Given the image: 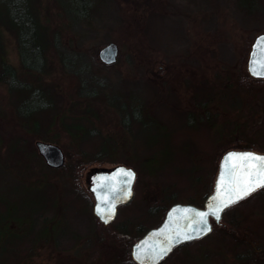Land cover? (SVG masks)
<instances>
[{
	"label": "rangeland",
	"instance_id": "374dc122",
	"mask_svg": "<svg viewBox=\"0 0 264 264\" xmlns=\"http://www.w3.org/2000/svg\"><path fill=\"white\" fill-rule=\"evenodd\" d=\"M32 3L51 36L44 72L22 67L15 31L0 21V53L20 78L11 91L0 69V264L16 253L1 254L8 228L29 233L17 264H130L115 235L141 234L143 220L153 224L177 194L202 204L226 149L264 147V80L244 81L252 38L264 32V0H90L85 22L58 0ZM158 14L166 15L161 27L151 19ZM109 41L119 45L113 64L98 57ZM59 51L84 54L66 61L80 71L90 64L85 72L108 85L86 95L91 88ZM48 101L52 106L43 107ZM38 140L59 144L68 167L51 169ZM87 153L94 156L79 159ZM118 163L138 170L134 197L104 226L90 205V175ZM67 177L89 202L85 212L70 203L71 217L62 215ZM242 203L192 248L201 252L196 264H264V189ZM41 225L50 233L32 238ZM183 251L162 264H188Z\"/></svg>",
	"mask_w": 264,
	"mask_h": 264
},
{
	"label": "trees",
	"instance_id": "16d2710c",
	"mask_svg": "<svg viewBox=\"0 0 264 264\" xmlns=\"http://www.w3.org/2000/svg\"><path fill=\"white\" fill-rule=\"evenodd\" d=\"M58 1H59V4L61 5V7H63V9L71 17H76V18L82 19L84 22L90 21L91 11L88 8V2L90 0H58ZM69 2L74 3V5H73L74 10L72 12L70 11V8L68 5ZM33 3H32V0H0V21H4L6 24H8L10 27H12L13 30L15 31V34L17 37L16 40L18 41V49H19V54H20V59H21L20 61H21L22 67L26 68L29 71L35 70V71H39V72H44L46 69V66H47V59H46L47 58V56H46L47 52H46L45 48H47V45L51 43V36L48 32L47 27H45V25L40 20L38 12L35 9V4H33ZM168 13L169 12H167V10H166L165 14L167 16L169 15ZM94 15H92V16H94ZM166 15H159V14L157 16L154 15L151 19H156L157 20L156 21L157 27H161L160 22L162 20H165ZM78 28H80V27H78ZM0 37H2V30L1 29H0ZM53 43L54 44L58 43L57 38L55 41L53 40ZM59 52L62 54V55H60V57H61L60 59L63 61V63L67 67H71L74 71H76L79 74L82 86H86V87L88 86L89 88L92 89V90L87 89L85 91L87 93L86 95H88V94L89 95H92V94L98 95L99 90H101L105 85H108V80L106 78L96 77L94 74H91V72H89V71L85 72L86 70H90V64L86 70L80 71L77 68H75L73 63H71L70 61L69 62L66 61L67 57L71 56L72 54H74V55L76 54L77 57L78 56L84 57L85 56L84 54L78 53V52H67V53H65L63 51H59ZM0 59H1V61H0L1 74H2V76H4V77L7 76L9 78L8 82L10 84V89H11V91H15L16 90L15 89V83H16V81L20 80V78L17 75V71H16L17 69L7 62L3 53L2 54L0 53ZM249 75L244 80L248 84H250L253 81L260 80V79L253 78L252 76L250 77ZM242 80H243V78L241 79V81ZM97 82H99V87L94 85ZM46 90L48 91V94L50 96L53 95L50 92V90H48V89H46ZM46 106L48 108L51 107L52 102L48 101L47 103H45V105H43V107H46ZM30 110H32V108ZM36 124H38V123H36ZM78 126H79V128H81V125H78ZM254 143H255V141H254ZM249 147H250V149H255V150H259L261 152H264V147L262 145L257 146L256 144H253V147H251L250 145H249ZM17 149H18V147H17ZM227 150L228 149H226L225 151H227ZM80 156L81 157H79V159H82V161H84L86 159L85 157L94 156V153L91 154L90 156L88 155V153L82 154ZM84 163H86V162H84ZM78 164H81V162L75 163L73 165V168L76 169L75 166ZM66 167H68V162L64 163V165H62L61 167H50V168L51 169L52 168H59V169L64 170ZM66 179H67V182H65V183L68 184L69 191L67 190V192H65L66 193L65 198L66 199L69 198V199L65 200V202H63V205H64L63 211L64 212L62 213V215L64 217H71L70 216L71 210H68L70 207H72V206L69 207L70 203L71 204H72V202L78 203V209L77 210L85 212V207H86V205H88V207H89V202H88V199L85 198L84 196L81 197V194H83L82 191L84 188L79 187L78 184L76 186L74 179H70L69 177H67ZM79 185H81V184H79ZM75 186H76V188H75ZM89 192H90V189H89ZM258 192H255L250 197L258 194ZM91 194H92V192H91ZM88 197L90 198L89 195H88ZM175 198L176 199L173 200L170 197L168 201H165V203H163L162 207L159 208V209H161L162 214H157V215L153 216L155 218L154 219L155 221L153 222V224L147 225V223H149L151 221L150 219L149 220L148 219L143 220V227L141 228V231H142L141 234H138L136 236L131 235V234L129 235L126 231L122 230L121 233H118V235H115V240L117 242L122 243L124 245V247L127 246V250H126V252H124L126 262H128L130 264L131 263L132 264H138L133 260L132 254L130 252L132 244L143 233H145L147 231V229L157 225L162 220V218L164 217L165 211L167 210L168 207H170V205L172 203L177 202V201H185V200H183L185 198L183 197L182 193L177 194L175 196ZM249 198H247L246 200H248ZM90 200H91V198H90ZM190 201H192V200H190ZM242 202L238 203V205H235L234 207L239 206L240 204H243ZM126 204H123L120 206V209L118 210L119 211L118 216H122L121 210L124 209V207H127L129 205V204H127V205ZM90 205H93V202ZM234 207H231V209ZM231 209H228V210H231ZM148 210H149V212H152L155 209L153 208V206H151V208ZM256 213H258V212H255V213L253 212L252 214H250V216L252 217V216H254L253 214H256ZM159 217H162V218L160 219ZM225 218L227 221L228 217L224 216V219ZM158 219H160V220H158ZM90 220H91V218L89 219V221ZM114 221H112V222H114ZM100 222H102V221H100ZM228 222H230V221H227V223ZM232 223L234 224L235 222H232ZM103 224H104V226L109 225V224H105V223H103ZM222 230L227 232L225 234L227 235V237L229 239L233 238V232H232V230H230V228H224ZM32 232H33V230H32ZM216 232H217V228H214L210 234H216ZM8 233H9V235H8ZM36 233H34V232L32 233V236H34L32 238H35V237L42 238V236L46 238L47 235L50 233V227L48 228L47 225H45V226L41 225L39 230ZM228 234H230L231 236L230 235L228 236ZM28 235H29L28 231H25V232L21 231V233H19V232H13L11 229L8 228V231H6L4 233V236H5L4 242H3L4 247H2L3 249L1 251L2 252L1 254L5 255V253H8L6 256H9V255H11V253L13 251H15L16 253L14 254L13 257H10L11 262H8L2 258V264H17L18 258L20 256L22 257L23 254L25 253L24 252L25 248L23 246H24V243L27 242V240L29 241ZM105 239H107V235H105V232H104L102 234V237H101V242L103 243ZM201 241H202V239L194 240L191 242H186V243L179 245L178 248L176 247V249H174V251L166 259L168 260L176 251L181 249V250H184L181 253V260H184L188 264H196L197 263L196 261L198 260V256L201 252H199V248L196 250L192 249V248L193 247H199ZM6 259H8V258H6ZM249 260H250L249 262H252L254 259H249ZM162 263H160V264H162Z\"/></svg>",
	"mask_w": 264,
	"mask_h": 264
},
{
	"label": "water",
	"instance_id": "95a60500",
	"mask_svg": "<svg viewBox=\"0 0 264 264\" xmlns=\"http://www.w3.org/2000/svg\"><path fill=\"white\" fill-rule=\"evenodd\" d=\"M259 37H264V32L259 33L256 38H254L255 40L253 43V50L249 56V59H247V68L252 75H254L252 71L253 67H256L257 71L264 73V68H260L259 64H253V61L264 60V53H261L260 49L255 47ZM254 52L256 55H253ZM98 55L100 60L105 64H113L118 60L119 45L115 43V41H109L99 49ZM254 76L259 78L263 77L264 75ZM35 143L37 144L39 153L44 157L46 161L45 163L51 167H61L64 165L66 156L65 152H63V148L59 144L44 140H38ZM229 153H253L258 156H264V152H259L252 149L228 150L220 160L218 174H216L217 177L215 185H213L214 190L208 195L204 205L199 206L191 202H176L167 208L168 210L166 211V215L162 222L157 226L147 229V231L133 243L130 252L136 263L160 264L162 260L168 258V256L173 252V249H175L177 246L185 242L200 239L201 237L208 235L213 230L212 219H214L216 222H219L227 207L223 208V210L219 213V219H217L215 215L211 214L209 206H215L219 204L221 200H227L229 197L233 196V193L228 191V173L232 170L231 163L226 164V157ZM120 169L130 170L135 174L134 178H131L130 184L124 182L130 178L116 175ZM93 171L94 173L91 176L89 186L95 198L93 212L100 221L105 224H109L117 217L119 206L129 202L134 197L133 189L137 172L132 166H128L126 164H118L112 167V169L101 168L94 169ZM222 173L225 174V182L223 185L220 184V177ZM113 177H115V179H113ZM126 192L130 194L125 195ZM104 197H107V199H103ZM214 197H219V199H213ZM233 204H230L228 208ZM98 209L104 210L103 216L98 211ZM109 209H111V212H109ZM185 209H188L189 211L185 213ZM198 212L209 213L205 218L206 224L194 222L199 220V217L196 216V213ZM109 216H111L110 219L108 218ZM105 220H107V222H105ZM189 226H191L192 230L189 229ZM205 228L209 230L204 231ZM196 231L200 232L199 236L196 235ZM177 233H179V235H177ZM184 234L191 235L195 238L190 240H182ZM168 237H171L174 242H182L175 243V246L172 247L171 251L162 255V258H157L160 253V249L168 245Z\"/></svg>",
	"mask_w": 264,
	"mask_h": 264
},
{
	"label": "snow or ice",
	"instance_id": "6c2138e0",
	"mask_svg": "<svg viewBox=\"0 0 264 264\" xmlns=\"http://www.w3.org/2000/svg\"><path fill=\"white\" fill-rule=\"evenodd\" d=\"M256 48L260 49L261 53H264V37H259ZM253 55H256L254 52ZM253 64H259L260 68H264V60L253 61ZM254 75H264V73L257 71L256 67L252 68ZM231 163L232 170L228 173L229 175V187L228 191L233 193V196L229 197L227 200H221V202L215 206L210 205L211 214L215 215L217 219H219V213L223 210V208L228 207L230 204L236 203L237 201L247 197L252 192H254L257 188L264 187V156H258L253 153H229L226 157V164ZM117 176H123L130 179L125 180V183L130 184L131 178H134L135 174L130 170L120 169L118 170ZM115 179V177H113ZM225 182V174L222 173L220 177V184L223 185ZM102 186V185H101ZM130 193L126 192L125 195ZM103 199H107L104 197ZM213 199H219V197H214ZM98 211L102 214L104 213L103 209H98ZM189 210L185 209V213ZM111 212V209H109ZM209 213L206 212H198L196 216L199 217L198 221H194L201 224H206V216ZM109 219L111 216L108 217ZM107 222V220H105ZM191 229V226H189ZM209 229L205 228L204 231H208ZM179 235V233H177ZM196 235L199 236L200 232L196 231ZM195 237L184 234L182 240H190ZM169 243L166 247L160 249V253L157 258H162V255L167 254V252L171 251L172 247L175 246V243L182 241H173L171 237H168ZM139 258V257H138Z\"/></svg>",
	"mask_w": 264,
	"mask_h": 264
},
{
	"label": "flooded vegetation",
	"instance_id": "af4514ba",
	"mask_svg": "<svg viewBox=\"0 0 264 264\" xmlns=\"http://www.w3.org/2000/svg\"><path fill=\"white\" fill-rule=\"evenodd\" d=\"M261 33V32H260ZM259 34V33H258ZM257 34V35H258ZM256 35V36H257ZM256 36L254 37V38H256ZM254 38H252L253 40H252V42H251V45H250V50H249V54H248V59H249V56H250V54H251V52H252V48H253V43H254ZM248 72H249V70H248ZM250 73V72H249ZM250 76H252L253 78H255V76L254 75H252L251 73H250ZM258 79H260V80H264V76L263 77H259ZM223 154V153H222ZM221 158H222V155H221V157H220V159H219V164H220V160H221ZM219 164H218V170H219ZM136 171H137V177L136 178H138V170L136 169ZM93 175V173L90 175V179H91V176ZM135 178V179H136ZM91 181V180H90ZM135 181H137V179L135 180ZM135 184H136V182H135ZM213 189H214V186H213V188H212V190L211 191H209V193L206 195V197H205V199H204V201L206 200V198L208 197V195L213 191ZM264 189V187H262V188H260L259 189V191H261V190H263ZM204 201H203V203L202 204H200V202H198V203H196V204H198V205H200V206H202L203 204H204ZM212 221H213V224H214V228H215V226H220V225H223L224 224V214H223V216H222V218H221V220L219 221V222H216L214 219H212ZM160 223V222H159Z\"/></svg>",
	"mask_w": 264,
	"mask_h": 264
}]
</instances>
